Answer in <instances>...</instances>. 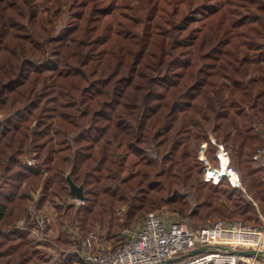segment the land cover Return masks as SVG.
<instances>
[{"label": "trees", "instance_id": "obj_1", "mask_svg": "<svg viewBox=\"0 0 264 264\" xmlns=\"http://www.w3.org/2000/svg\"><path fill=\"white\" fill-rule=\"evenodd\" d=\"M116 3L0 0V264L40 252L28 228L54 181L74 197L68 172L81 220L104 215L118 235L163 204L192 227L233 216L264 228V0H190L168 23L154 0L143 21L112 20ZM211 136L231 147L241 185L203 180L196 153Z\"/></svg>", "mask_w": 264, "mask_h": 264}, {"label": "built area", "instance_id": "obj_2", "mask_svg": "<svg viewBox=\"0 0 264 264\" xmlns=\"http://www.w3.org/2000/svg\"><path fill=\"white\" fill-rule=\"evenodd\" d=\"M209 142L217 145V167L210 165L205 155V147ZM209 142L202 144L199 156L206 163L205 181L216 183L221 177L227 176L232 186L241 185L239 174L230 166V155L225 146L213 136ZM258 157L259 154L254 155V159ZM223 158L230 170L236 172V178L232 173H223L218 180L208 177L210 170L214 174L221 168ZM77 201L84 203V200ZM36 220L39 229L46 227L41 216L36 217ZM23 223L21 220L20 224ZM122 233L128 240L126 244L110 247L102 243L86 256L88 260L95 264H173L188 257L178 264H264V228H252L239 221L219 220L209 225L192 227L184 219L170 218L151 211L146 214L139 227L132 231L124 229ZM221 245H226L229 249L220 248ZM202 246L205 248L201 252L182 257ZM247 250L255 252L248 254L245 253ZM170 258L177 259L163 263Z\"/></svg>", "mask_w": 264, "mask_h": 264}, {"label": "rangeland", "instance_id": "obj_3", "mask_svg": "<svg viewBox=\"0 0 264 264\" xmlns=\"http://www.w3.org/2000/svg\"><path fill=\"white\" fill-rule=\"evenodd\" d=\"M65 4V0H62ZM157 1V9H156V16L159 21H163L168 23L171 19H176L175 15L173 14L175 9H182L186 8L189 5L190 0H154ZM208 3L216 4L217 7H221L222 0H204ZM147 7L145 6V0H117L116 7L113 9L109 14L108 18L114 20L117 16H125L127 19L139 18L140 20H145L146 17V10ZM204 21L203 16L198 20L195 21L192 25H200ZM253 111L249 112L251 115ZM256 130L264 140V117L258 119L254 117ZM249 121V120H248ZM215 138V137H214ZM216 139V138H215ZM218 143H221L225 146L226 150L229 152L230 155V166L239 174L236 168L231 164V152L232 149L230 146H227L222 141L216 139ZM207 141H203L200 146L198 147L196 156L197 158L203 162V180L205 181V171H206V163L200 159V151L202 144ZM264 142V141H263ZM212 143H208L205 151V155L210 163V165L217 167L218 166V159L216 157L217 152V145H214L216 148L214 152H211V145ZM190 149V159L193 160L195 153L193 152L192 148ZM256 154H259L258 161L264 162V143L261 145L259 144ZM210 153V155H209ZM66 153H59V155H65ZM213 154L215 155L213 157ZM212 156V158L210 157ZM44 157L36 159L34 155L28 157L26 159L27 163H31L33 167H37V161L43 160ZM38 167H41L39 164ZM227 178V176H225ZM228 179V178H227ZM207 182V181H206ZM210 182V181H208ZM212 182V181H211ZM219 182V181H218ZM216 182V183H218ZM180 188V185L175 186L171 185L166 193L168 194L170 191ZM182 192H189V190H184V188H180ZM33 199L30 200L32 204L34 201H37L42 196V187L38 188L37 190L33 191L32 193ZM225 200V199H224ZM227 204H231L229 201L225 200ZM75 205L73 208H69V204ZM82 202H78L77 198L68 196L65 192V189L57 186L56 182L54 181L53 184L50 186L46 193V198L43 201V204L39 208L36 215H34V222L35 225L28 228V233L34 240L33 242L37 243L36 248L39 249V253L34 254L26 264H89V260L86 256L91 254L95 251V249L100 244L109 245L110 247H117L120 241H122V237L124 236L122 233L123 230L120 232V235L115 233V231H119L116 226H111L108 228L107 219L108 217L104 215H96L94 213L88 215V218L84 221L81 220L82 211L80 210V205ZM99 207L100 205H97ZM95 207V209H96ZM32 210V215L34 213L33 207H30ZM116 214L120 219H123L124 216V208L115 209ZM151 211H157L163 214L166 217L170 218H178L180 216L179 213L173 211L170 206L163 204L158 209H153ZM147 212V213H148ZM41 216L44 219L46 227L44 229H39L36 217ZM262 216V215H261ZM264 217V216H263ZM24 219V218H23ZM262 222H264L263 218L261 217ZM239 221L244 224V222L236 217L233 216H226L218 218L216 221ZM24 222V220H22ZM215 221V222H216ZM252 228L261 229L259 226H255V224H245ZM121 229V227H120ZM131 231V230H129ZM45 233V234H44ZM43 234V235H42ZM125 237V236H124ZM121 238V239H120ZM53 244V245H52ZM55 244H59L60 246L56 247ZM63 247H67L68 249L61 250ZM80 247V250H79ZM60 249V250H58ZM84 255V257L81 255ZM80 257L85 260H80ZM92 263V262H90ZM24 264V263H23Z\"/></svg>", "mask_w": 264, "mask_h": 264}, {"label": "water", "instance_id": "obj_4", "mask_svg": "<svg viewBox=\"0 0 264 264\" xmlns=\"http://www.w3.org/2000/svg\"><path fill=\"white\" fill-rule=\"evenodd\" d=\"M66 178H67V181L69 184V189H70L71 194L74 195L77 199L84 200L85 195H84L83 185L82 184H79V185L76 184L73 181V179L71 178L70 172L67 173ZM219 247L223 248V249H229L228 246H226V245H221ZM204 248H205L204 246L195 248V249L189 251L188 253L182 255V257H184L186 255H194L198 252H201ZM254 252L255 251H253V250L245 251V253H248V254H251ZM176 259L177 258H170V259L164 260L163 263L172 262V261H175Z\"/></svg>", "mask_w": 264, "mask_h": 264}, {"label": "bare ground", "instance_id": "obj_5", "mask_svg": "<svg viewBox=\"0 0 264 264\" xmlns=\"http://www.w3.org/2000/svg\"><path fill=\"white\" fill-rule=\"evenodd\" d=\"M223 173H232L233 177L236 178V172H232V170H230V166L227 165V161L226 159L223 158L222 160V166L221 168H219L218 171H216L214 174L211 172V170L208 172V177H215L216 180L219 179V176Z\"/></svg>", "mask_w": 264, "mask_h": 264}, {"label": "crops", "instance_id": "obj_6", "mask_svg": "<svg viewBox=\"0 0 264 264\" xmlns=\"http://www.w3.org/2000/svg\"><path fill=\"white\" fill-rule=\"evenodd\" d=\"M121 242H123V241H120L118 244L120 245ZM119 245H118V246H119Z\"/></svg>", "mask_w": 264, "mask_h": 264}]
</instances>
